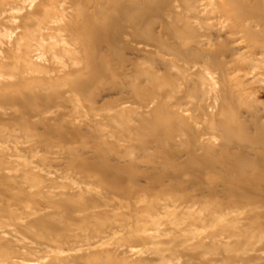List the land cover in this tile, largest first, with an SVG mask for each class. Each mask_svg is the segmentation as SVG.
<instances>
[{
	"label": "rangeland",
	"instance_id": "374dc122",
	"mask_svg": "<svg viewBox=\"0 0 264 264\" xmlns=\"http://www.w3.org/2000/svg\"><path fill=\"white\" fill-rule=\"evenodd\" d=\"M0 264H264V0H0Z\"/></svg>",
	"mask_w": 264,
	"mask_h": 264
}]
</instances>
